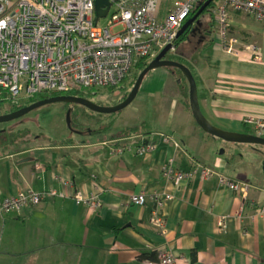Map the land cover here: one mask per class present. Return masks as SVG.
<instances>
[{"label": "crops", "instance_id": "crops-1", "mask_svg": "<svg viewBox=\"0 0 264 264\" xmlns=\"http://www.w3.org/2000/svg\"><path fill=\"white\" fill-rule=\"evenodd\" d=\"M171 5L172 0H162L160 16ZM232 14L231 31L240 33V42L243 30L264 40L261 22L251 17L242 22ZM204 40L199 41L201 57L190 59L201 78L203 112L226 130L257 135L244 118L264 116V62L224 52L217 30L210 42ZM156 69L147 76L158 75L162 81L141 87L134 100L139 103L136 118H119V132L77 140L73 137L83 132L69 128L74 136H64L63 142L30 135L27 128L5 132L7 139L0 136V264H147L162 250L176 255L179 264H264V183L246 179L254 163L239 159L240 171L231 169L230 154L238 146H230L229 157L217 152V138L192 113L183 71ZM132 81L124 92L131 91ZM144 112L151 116L144 118ZM170 164L184 171L208 166L216 174L207 180L196 175L174 189L164 208L166 232H161L152 223L153 195L172 189L163 177ZM219 174L250 185L249 195L223 185ZM97 188L103 190L102 206L92 214L87 202L78 203L76 197L89 199ZM28 190L43 195L40 203L1 211L5 198ZM144 192V205L131 202Z\"/></svg>", "mask_w": 264, "mask_h": 264}, {"label": "built area", "instance_id": "built-area-1", "mask_svg": "<svg viewBox=\"0 0 264 264\" xmlns=\"http://www.w3.org/2000/svg\"><path fill=\"white\" fill-rule=\"evenodd\" d=\"M96 1L0 0V92L10 102L21 104L25 97L66 93L76 87L118 86L142 58H155L168 46L170 52L176 51L179 32L200 0H172L163 16L159 12L162 0H110L107 16L99 20ZM233 12L264 25V0H220L212 9L225 52L236 57L247 54L264 62V40L252 38L245 47L233 46L238 44L229 34ZM107 18L108 23L102 24V19ZM244 123L264 137V116L246 115ZM214 174L216 170L208 166H195L190 171L172 164L166 166L163 177L172 189L153 195L152 223L166 232L164 208L174 198V189L196 175L207 180ZM219 176L232 191L249 195L251 187L247 183L224 174ZM102 192L98 188L89 199L84 200L81 195L76 199L78 203L86 201L95 214L102 206ZM42 198L43 195L28 190L5 198L1 211L10 213L27 204H38ZM147 200L145 192L131 197L132 203L141 206ZM261 212L264 213V206ZM219 223L225 226V218L221 217ZM147 264L179 263L171 251L162 250L158 261Z\"/></svg>", "mask_w": 264, "mask_h": 264}, {"label": "rangeland", "instance_id": "rangeland-1", "mask_svg": "<svg viewBox=\"0 0 264 264\" xmlns=\"http://www.w3.org/2000/svg\"><path fill=\"white\" fill-rule=\"evenodd\" d=\"M236 16H238L237 19L241 20L242 22H250L251 18L247 17L246 15L237 13ZM231 18L234 19L233 14L231 15ZM109 21V18L107 19H102L101 23L106 25ZM230 36L235 37L238 39V35L240 33L229 31ZM249 33L245 34L244 30L243 33H241V39L242 42H240V39H238V44L235 43V47H241V46H246L252 37L250 38L248 35ZM243 35V36H242ZM218 36V33H217ZM261 41H263L261 38H258ZM176 43V42H175ZM202 42H199L198 36L192 37L189 43H186L185 41H182L178 46H182L185 51H188L187 55L189 59H191L192 55H196L197 58L200 56V49L202 48L201 45ZM176 43V53L177 49L179 48ZM223 50L225 52L226 48L223 46ZM228 54V53H227ZM201 57V56H200ZM135 68V67H134ZM157 70V69H155ZM159 70H173V71H179L176 69L174 66H163L159 67ZM159 71L158 73H160ZM138 70L133 69L131 71L130 75V80H133V77L135 74H137ZM165 71H163L164 73ZM170 72V71H168ZM156 73V74H158ZM181 73V72H180ZM202 74V72H201ZM196 77L198 79V82H201L200 75L198 73V69H196ZM158 75H148L145 77L143 84H142V89L148 88L153 80L157 81H162V78H158ZM166 78V77H165ZM129 80V81H130ZM127 81L125 84L128 86L131 81ZM188 84V80L186 81ZM132 85L129 86V88L132 89ZM200 88L201 85L199 84ZM123 90V91H122ZM117 89L115 92H110L109 90L105 89H99L98 93H94L95 90L93 91V94H88L87 98L92 100L93 102L97 103L100 106H105V107H110L114 106L118 103H120L123 100V95L125 94L126 89ZM40 94L36 95L39 96ZM34 96V97H36ZM157 100L159 99L158 97L156 98ZM32 100L30 97H25L21 100V104L27 106L29 105V101ZM136 103L139 105L138 100ZM134 101L126 108L122 109L121 111L115 112V113H99L90 110L89 108L78 105L79 109L82 113L81 118L78 116H73V121L75 122L74 124V129L80 132H83L82 136L77 135H72L71 130L69 129L70 127L68 126V116H70L71 110L75 109L76 106L74 103H64V102H55V103H49L46 105H43L37 109H34L33 111L29 112L28 114L12 120L8 122H3L0 123V131L1 130H8V134H10L11 129H13L16 132H20V130L27 128L31 132L30 135L32 134H46L49 135L51 138L55 140H63L65 139L64 136L68 135L69 136H74L73 138L81 139L84 135L85 138H89L90 140H97L99 137L107 136L111 131H116L119 132L123 128L120 127V123L118 122L119 118H123L124 115H131L132 118H136L135 116V109L137 110V104ZM11 103H6L3 108L0 109V115L1 114H6L11 112ZM139 115V113H137ZM141 116V113H140ZM144 118H149L151 115L148 113L143 114ZM135 122V121H134ZM79 125H78V124ZM117 123V124H115ZM114 125L112 128L111 125ZM149 125V123H146L144 128ZM110 126L109 128H107ZM97 128V135L95 137L92 136L93 130ZM103 129V130H100ZM100 131V132H99ZM250 132H253V130H250ZM8 134H5L4 132L0 133V136H7ZM71 134V135H70ZM77 136V137H76ZM232 144L230 142H226L225 140L221 138H217V152H221L222 150L225 151V157H229V152H230V146ZM238 146L237 149V155L236 157L232 156L234 160L231 161L230 167L231 169H234L235 171H240L238 168V161L239 159L243 161H250L254 163V171L248 175L246 179H254L255 182H261L264 183V145H259V144H252V143H240V144H235ZM239 154V155H238ZM98 189V188H97ZM96 189V191H97ZM95 191V192H96ZM13 264V263H11Z\"/></svg>", "mask_w": 264, "mask_h": 264}, {"label": "water", "instance_id": "water-1", "mask_svg": "<svg viewBox=\"0 0 264 264\" xmlns=\"http://www.w3.org/2000/svg\"><path fill=\"white\" fill-rule=\"evenodd\" d=\"M207 4L208 3H206V5ZM104 6H106V8H104ZM110 6H111L110 0H97L96 1L97 20H99V18L101 17L107 16ZM203 8H201V10L194 17L187 20V22L181 28L179 32V36L185 32V30L189 27L191 23L194 22V20L202 12ZM170 47L171 46H168L162 52H160L159 55L153 58V60L140 72L133 88L131 89L127 97L123 99L120 103L114 106H110V107L100 106L97 103L93 102L92 100L86 97H81V96L66 95V94L57 95V96H52V97L41 99L30 105L19 108L15 111H12L6 114H1L0 123L18 119L28 114L29 112L33 111L34 109H37L43 105H46L49 103H55V102L77 103L95 112L107 113V114L115 113V112L121 111L122 109L128 107L137 98L141 90L143 81L149 72H151L152 70L156 68L163 67V66H174L183 71V73L185 74L190 84L189 97H190L192 113L197 123L200 125V127L204 131L211 134L215 138H221L225 140L226 142H230L232 144L231 145L232 147H234L235 144H240V143H252V144L264 145V137H260L254 134H247V133H240V132H233L230 130H226L216 125L214 122H212V120H210L206 116V114L202 110V105H201L200 97H199L198 82H197V79L193 71L186 64L167 58V54L170 50ZM68 122L69 123L71 122V116H68ZM220 154L221 155L225 154V151L222 150ZM236 154L237 152L232 153V156H236Z\"/></svg>", "mask_w": 264, "mask_h": 264}, {"label": "trees", "instance_id": "trees-1", "mask_svg": "<svg viewBox=\"0 0 264 264\" xmlns=\"http://www.w3.org/2000/svg\"><path fill=\"white\" fill-rule=\"evenodd\" d=\"M220 0H200L199 3L196 5V8L191 12L190 16L188 19L194 17L200 10L201 8H203L202 12L198 15V17L194 20L193 23H191L189 25V27L185 30L184 33H182L180 36H178L176 43L177 46L182 43V41H185L186 43H189V41L191 40L192 37L198 36L199 41H203L204 39L208 42H210V40L212 39L213 33L216 31L217 28V21L214 18V15L212 13V9L213 7L219 2ZM206 3H208L206 5ZM210 35V36H208ZM204 40V41H205ZM208 46L207 44H205L204 47ZM178 51L177 53H171L168 52L169 54L167 55L168 59H172V60H176L179 62H182L184 64H186L187 66H189L192 71L195 74L196 77V67H193V63L191 64V61L187 55L188 51H185L184 48L182 46H178ZM154 57H146V58H142L135 66L134 69L138 70L136 77L138 78V75L140 74V72L153 60ZM178 69V68H177ZM180 70V69H178ZM181 71V70H180ZM182 72V71H181ZM131 75V74H130ZM130 75H128L121 84H119L118 86H107V87H94V88H84V87H76L73 90H71L70 92H66V93H60V92H48V93H42L39 96L33 97L32 100L29 101V105L39 101L41 99L44 98H48V97H52V96H57V95H74V96H81V97H86L88 96V94H93V91L91 90H95L94 93H98L99 89H105V90H109L110 92H115L117 89H127V85L125 84L127 81H129L130 79ZM136 78V79H137ZM136 79H133V81L135 82ZM197 79V77H196ZM187 80V78H186ZM198 80V79H197ZM132 81V82H133ZM134 84V83H133ZM123 91V90H122ZM129 94V92H125L123 99H125L127 97V95ZM11 103V112L15 111L19 108L24 107L25 105L23 104H14L13 102H10L3 93L0 92V109L3 108V106L5 104ZM68 104V103H67ZM74 105L76 106L75 109L71 110L70 116H71V123L69 125V127L72 130L74 129V124L75 122L73 121V116H78V111L77 109H79V104L74 103ZM77 112V113H76ZM80 116V115H79ZM78 124V123H77ZM79 125V124H78ZM25 131V130H23ZM21 132V131H20ZM8 133V132H7ZM6 133V134H7ZM19 133V132H17ZM6 136L2 137L5 138ZM0 138V139H2ZM7 139V137H6ZM26 141V139H25ZM63 141H66V139H63ZM71 142V140H68ZM73 141V140H72ZM27 142H29L27 140ZM156 256V257H154ZM154 259H156V261H158V257L157 254L155 253V255H153Z\"/></svg>", "mask_w": 264, "mask_h": 264}, {"label": "flooded vegetation", "instance_id": "flooded-vegetation-1", "mask_svg": "<svg viewBox=\"0 0 264 264\" xmlns=\"http://www.w3.org/2000/svg\"><path fill=\"white\" fill-rule=\"evenodd\" d=\"M12 130H13V129H11V131H12ZM2 132L5 133V132H8V130H7V129H5V130H1L0 133H2Z\"/></svg>", "mask_w": 264, "mask_h": 264}, {"label": "bare ground", "instance_id": "bare-ground-1", "mask_svg": "<svg viewBox=\"0 0 264 264\" xmlns=\"http://www.w3.org/2000/svg\"><path fill=\"white\" fill-rule=\"evenodd\" d=\"M192 70V69H191Z\"/></svg>", "mask_w": 264, "mask_h": 264}, {"label": "clouds", "instance_id": "clouds-1", "mask_svg": "<svg viewBox=\"0 0 264 264\" xmlns=\"http://www.w3.org/2000/svg\"><path fill=\"white\" fill-rule=\"evenodd\" d=\"M170 52V51H169Z\"/></svg>", "mask_w": 264, "mask_h": 264}]
</instances>
